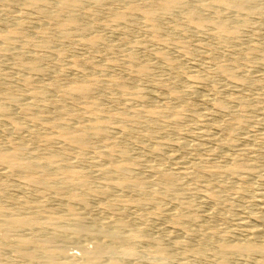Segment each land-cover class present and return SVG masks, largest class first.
<instances>
[{
  "label": "rangeland",
  "instance_id": "1",
  "mask_svg": "<svg viewBox=\"0 0 264 264\" xmlns=\"http://www.w3.org/2000/svg\"><path fill=\"white\" fill-rule=\"evenodd\" d=\"M30 1L8 3L0 0V35L8 37L4 41L0 39V47H12L10 52L2 50L0 53L3 78L0 103H7L9 96L17 99V104L7 113H0V149L6 148L5 142H10V146L20 143L27 147L24 156L37 155L30 158L43 163L48 156L46 152H54L61 144L67 145L70 153L75 148L71 157L66 155L70 160L66 161L64 156L57 162V167L66 166L81 173L87 187L75 190L83 194L88 208L73 204L80 214L77 221L66 209V196L71 187L63 186L60 193L45 191L37 185L31 188L22 181L21 171L15 170L17 173L13 171V176H9L10 173L6 175L7 168L1 165L0 171H6L0 172L3 173L0 182H12L11 187H0V202L12 215L38 212L40 216L32 229L18 230L11 237H43L54 227L65 229L63 235L55 239L54 246L63 248L67 255L80 258L83 243L86 241L83 246L93 252L99 239L84 236L77 239L71 234V228L82 222L98 236L97 232L112 228L110 220L122 216L129 224L126 231L136 230L140 238L135 245L136 254L127 259L118 258L119 264H264L262 251L248 255L220 252V245L224 243L228 246L238 240V243L247 241V233L252 228L264 231V0H253L239 11L218 5V0H181L184 7L168 14L159 8L169 0H106L105 3L80 0L79 9L75 11L79 22L66 30L68 36L60 27L67 12L47 18L48 13L55 12L54 1L49 0L44 3L48 6L39 8ZM192 6H207L202 27L186 19L185 14ZM145 9L158 10L161 14L156 11V20H150L144 17ZM216 16L226 22L227 33L218 30L216 21L219 17L215 19ZM28 64L34 68L26 67ZM144 66L147 68L143 74L140 69ZM28 77L30 84H25ZM82 83L90 85L88 94L79 95L80 98L75 96L77 99L64 94L69 87ZM40 90L47 92L45 96ZM219 101L226 108L216 109ZM68 127L76 134L86 136L87 147L76 148L59 137L61 129L71 130ZM93 127L106 130L97 137L100 142L95 141L96 137L94 139ZM78 149L79 153H76ZM234 157L236 161L241 158L240 162ZM235 162L238 165L229 171ZM113 169L116 172H112ZM58 171H54V179L61 177ZM160 171V177L164 172L174 174L175 186L171 191L162 177L159 178ZM102 174L107 176L104 177L106 180ZM125 175L137 176L144 181L140 182L141 186H128L122 190L113 187L107 195L94 196L100 185L105 188ZM211 187L213 194L208 195ZM38 192H42V198L36 196ZM150 193L153 196L150 197ZM138 197H153L152 204L148 202L146 207L145 204L140 207L132 200ZM21 200L27 202L23 204ZM2 219L4 217H0ZM104 226L111 227L106 229ZM261 236L255 237L256 244L262 243ZM157 246L163 249V256L158 255ZM13 255L8 247L0 244V262L8 259L14 264L25 263Z\"/></svg>",
  "mask_w": 264,
  "mask_h": 264
},
{
  "label": "bare ground",
  "instance_id": "2",
  "mask_svg": "<svg viewBox=\"0 0 264 264\" xmlns=\"http://www.w3.org/2000/svg\"><path fill=\"white\" fill-rule=\"evenodd\" d=\"M5 2H8V3H11L10 1H12V0H4ZM54 1V7H55V9H54V11L55 12H52V13H54V14H52V13H48V14H50V15H48V17L47 18H49L50 16L51 17H57V16H62L63 14V12H67V15H66V19L63 21L64 23L62 24V26H60L61 27V29L63 30V31H65V36H68V35H70L69 33H68V31L66 32V30L68 29V28H70V27H75L76 25H77V23L79 22L78 21V19H79V17H78V19H77V14H76V9H79L78 7L80 6V0H53ZM85 1V0H84ZM87 1V0H86ZM98 1H100L101 3L102 2H104V1H106V0H98ZM121 1H124V0H121ZM129 1V0H128ZM153 1H155V0H153ZM160 1V0H159ZM49 2V0H41V1H36V0H31L30 1V4L31 5H33V6H36V7H40L41 5L43 6L44 5V3H48ZM96 2V1H95ZM100 2H99V4H100ZM132 2H134V1H132ZM151 2H152V0H151ZM186 2V1H185ZM205 2V1H204ZM215 2V1H214ZM253 2V0H218V5H220V6H223L224 8H234V10H237V11H239V10H242V9H244V8H246L248 5H250L251 3ZM88 3V2H87ZM105 3V2H104ZM160 3V2H159ZM216 3V2H215ZM52 4V5H53ZM84 4V3H83ZM95 4H98V3H95ZM134 4V3H133ZM135 4H137L136 2H135ZM204 4V3H203ZM89 5V4H88ZM130 5H132V4H130ZM184 5H185V3H183L181 0L179 1V0H169V1H166V2H163L161 5H160V8H159V10L161 11V12H163V13H167L168 14V12H170V11H173L174 9H177L178 10V8L180 9L181 7H184ZM189 5V4H188ZM194 5V4H193ZM44 6H48V4H45ZM84 6V5H83ZM103 6V5H102ZM134 6H136V5H134ZM139 6V8H140V5H138ZM191 6V5H190ZM202 6V5H201ZM208 6V5H207ZM207 6H205V7H207ZM212 6V5H211ZM214 6H217V5H214ZM149 7V6H148ZM205 7H196V8H193V6L191 7V8H189L188 10H187V8H186V10H187V12H186V14H185V16H186V19H187V21H189V22H191L192 24H194V25H196V26H198V27H202L203 26V18H202V16H203V13H204V11H205ZM42 8H45V7H42ZM83 8V7H82ZM132 8V7H131ZM136 8H138V7H136ZM150 8V7H149ZM219 8V7H218ZM85 9V8H84ZM97 9V8H96ZM112 9V8H111ZM144 9V8H143ZM150 9H152V8H150ZM146 10L145 12H144V14H145V16L144 17H146V18H148V19H150V20H154L155 18H156V16H157V12L156 11H158V10H156V11H154V9L153 10ZM182 9V8H181ZM184 9V8H183ZM220 9H221V7H220ZM81 10V9H80ZM88 10H89V8H88ZM131 10V9H130ZM140 10V9H139ZM214 10V9H213ZM212 10V11H213ZM43 11H45V10H43ZM48 11V10H47ZM76 11V12H75ZM83 11V10H82ZM179 11V10H178ZM220 11V10H219ZM51 12V11H50ZM92 12V11H91ZM159 12V11H158ZM206 12V11H205ZM208 12V11H207ZM236 12V11H235ZM160 13V12H159ZM178 13V12H177ZM214 13H217L216 11L214 12ZM62 14V15H61ZM116 14V13H115ZM118 14V13H117ZM161 14V13H160ZM174 14V13H173ZM207 14V13H206ZM120 15H122L121 13H120ZM124 15V14H123ZM178 15V14H177ZM180 15V14H179ZM220 15V14H219ZM117 16H119V15H117ZM116 16V17H117ZM125 16V15H124ZM215 16V15H214ZM217 17H219V16H216V18L215 19H217ZM123 17H121V19H122ZM159 18V17H158ZM184 19H185V17H183ZM53 19V18H52ZM59 19V18H58ZM61 19V18H60ZM82 19V18H81ZM80 19V20H81ZM120 19V18H119ZM214 19V18H213ZM19 20V19H18ZM17 20V21H18ZM55 20V19H54ZM116 20V19H115ZM156 20V19H155ZM154 20V21H155ZM212 20V19H211ZM5 21V20H4ZM20 21V20H19ZM56 21V20H55ZM58 21V20H57ZM78 21V22H77ZM117 21H119V20H117ZM124 21H125V19H124ZM153 21V22H154ZM186 21V20H185ZM207 21V20H206ZM206 21H204L205 23L204 24H206ZM210 21V20H209ZM227 21V20H226ZM243 21V20H242ZM152 22V21H151ZM152 22V23H153ZM157 22H158V19H157ZM208 22V21H207ZM244 22V21H243ZM48 23V22H47ZM59 23V22H58ZM60 23H61V21H60ZM213 23H214V20H213ZM18 24V23H17ZM23 24V23H22ZM21 24V25H22ZM148 24V23H147ZM156 24V23H155ZM155 24H154V26H155ZM208 24V23H207ZM212 24V23H211ZM216 26L218 27V30L219 31H221V32H226L227 33V31H228V26L226 25V22L225 21H223V20H221V17H219L218 18V20L216 21ZM19 25V24H18ZM25 25V24H24ZM23 25V26H24ZM58 25V24H57ZM152 25V24H151ZM214 25V24H213ZM14 27V26H13ZM59 27V28H60ZM90 27V26H89ZM156 27V26H155ZM154 27V30L156 29ZM19 28H21V27H19ZM23 28V27H22ZM21 28V29H22ZM85 28V27H84ZM159 28V27H158ZM197 28V27H196ZM230 28V27H229ZM61 29H59V30H61ZM76 29V28H75ZM82 29V28H81ZM231 29V28H230ZM13 30V29H12ZM19 30V29H18ZM56 30H58V28L56 29ZM153 30V29H152ZM158 30V29H157ZM21 31V30H20ZM74 31V30H73ZM77 31V30H76ZM85 31V30H84ZM201 31V30H200ZM214 31H216V30H214ZM17 32H19V31H17ZM61 32V31H60ZM71 32V31H70ZM158 32V31H157ZM16 33V32H15ZM64 33V32H63ZM230 33V32H229ZM231 33H232V31H231ZM235 33H236V31H235ZM67 34V35H66ZM228 35H230V34H228ZM233 36H235L234 34H232ZM14 36V35H13ZM224 36V35H223ZM46 37V36H45ZM218 37H220V36H218ZM222 37V36H221ZM62 38V37H61ZM0 39H2L3 41L4 40H7L8 39V37L7 36H4V35H0ZM31 40V39H30ZM29 40V41H30ZM40 40V39H39ZM26 41V40H25ZM34 41V40H33ZM35 42V41H34ZM40 43V42H39ZM15 44V43H14ZM41 44V43H40ZM29 45V44H28ZM48 45H49V43H48ZM16 47V46H15ZM48 49V48H47ZM54 49V48H53ZM2 50H4V51H7V52H10L11 50H12V47H0V53H1V51ZM21 51V50H20ZM38 53V52H37ZM264 53V52H263ZM40 54V53H39ZM36 55V54H35ZM133 56V55H132ZM262 56V55H261ZM4 57V56H3ZM15 58H17V57H15ZM45 58V57H44ZM51 58V57H50ZM132 58V57H131ZM52 59V58H51ZM10 60V59H9ZM47 60V59H46ZM49 60V59H48ZM23 62V61H22ZM262 62V61H261ZM21 63V62H20ZM25 63V62H24ZM24 63H21V64H23V65H25ZM37 66V65H36ZM26 67H28V68H32V66L31 65H29L28 64V66L26 65ZM45 67V66H44ZM43 67V68H44ZM34 68V67H33ZM32 68V69H33ZM51 68V67H50ZM64 68V67H63ZM146 66H144V67H142L141 69H140V72L141 73H145V71H146ZM36 69V68H35ZM46 69V68H45ZM56 69V68H55ZM54 69V70H55ZM58 69H60V68H58ZM17 70V69H16ZM37 70V69H36ZM38 70H39V67H38ZM37 70V71H38ZM42 70V69H41ZM40 70V71H41ZM53 70V69H52ZM62 70V69H61ZM66 70V69H65ZM68 70V69H67ZM37 71H35V72H37ZM63 71V70H62ZM225 71V70H224ZM223 71V72H224ZM45 72H46V70H45ZM226 72V71H225ZM0 73H2V72H0ZM35 74V73H34ZM40 74V73H39ZM233 78H235V79H238V77H236V75H234V74H232V73H229ZM7 75V74H6ZM5 76V75H4ZM36 76V75H35ZM240 78V77H239ZM21 79V78H20ZM25 79V78H24ZM28 79H29V77H28ZM28 79H25L24 81V83L25 84H30V79L28 80ZM55 79V78H54ZM2 80H3V78H1V75H0V87H1V82H2ZM55 81V80H54ZM57 81V80H56ZM156 82H158V81H156ZM49 83H52V82H49ZM55 83V82H54ZM242 83V82H241ZM25 84H23V85H25ZM162 84V83H161ZM243 84V83H242ZM117 85H118V83H117ZM156 85V84H155ZM158 85H160V83L158 84ZM27 86H29V85H27ZM70 86V85H69ZM74 86V85H73ZM235 86V85H234ZM49 87V86H48ZM52 87V86H51ZM50 87V88H51ZM55 87V86H54ZM155 87V86H154ZM25 88H26V90H27V87L25 86ZM53 88V87H52ZM58 88V87H57ZM60 88H62V87H60ZM93 88V87H92ZM192 88V87H191ZM59 89V88H58ZM48 90V89H47ZM93 90V89H92ZM40 91H43V92H41V95H44L45 93H47V92H45L44 90H40ZM51 91V90H50ZM90 92V85H87V83H86V85L85 84H77V86H74V87H69L66 91H65V95L66 96H69L71 99H73L75 96L77 97V96H79V95H81V97H82V95H85V94H88L89 92ZM238 91V90H237ZM88 92V93H87ZM40 94V92L38 93V95ZM62 94V93H61ZM48 95V94H47ZM63 95V94H62ZM159 95V94H158ZM170 95V94H169ZM8 96V95H7ZM45 96V95H44ZM87 96V95H86ZM168 96V95H167ZM241 96V95H240ZM40 97V96H39ZM48 97V96H47ZM55 97V96H54ZM75 97V98H76ZM85 97V96H84ZM234 97V96H233ZM7 98V97H6ZM41 98H43V96H41ZM49 98V97H48ZM61 98H63V97H61ZM60 98V99H61ZM78 98V97H77ZM76 98V99H77ZM79 98H80V96H79ZM170 98V97H169ZM232 98V97H231ZM230 98V99H231ZM32 99V98H31ZM65 99V98H64ZM69 99V98H68ZM172 99V98H171ZM242 99V98H241ZM49 100H50V98H49ZM75 100V99H74ZM165 100H166V97H165ZM8 102L7 103H0V113H7L9 110H10V108L12 107V106H15V104H17V99H15L14 97H10L9 96V98H8V100H7ZM53 102V101H52ZM56 102V101H55ZM62 102V101H61ZM71 102H73L72 100H71ZM152 102V101H151ZM150 102V103H151ZM155 102V101H154ZM207 102V101H206ZM130 103V102H129ZM20 104V103H19ZM61 104V103H60ZM74 104V103H73ZM158 104H160V103H158ZM216 104V103H215ZM21 105V104H20ZM26 105V104H25ZM56 105V104H55ZM55 105H53V106H55ZM63 105H66V104H64L63 103ZM171 105V104H170ZM24 106V105H23ZM58 106V105H57ZM60 106V105H59ZM58 106V107H59ZM61 106H62V104H61ZM127 106V105H126ZM158 106V105H157ZM174 106V105H173ZM217 107H216V109L218 108V109H223V108H226V106H225V104L223 103V102H221V101H219V102H217V105H216ZM16 107H17V105H16ZM63 107V106H62ZM61 107V108H62ZM66 107V106H65ZM158 107H160V106H158ZM13 108V107H12ZM22 108V107H21ZM26 108V107H25ZM176 108V107H175ZM14 110V109H13ZM24 110V109H23ZM60 110H63V109H60ZM68 110V109H67ZM225 110V109H224ZM216 111V110H215ZM227 111V110H226ZM5 115V114H4ZM9 115H10V113H9ZM5 116H7V115H5ZM4 116V117H5ZM8 117V116H7ZM11 117V116H10ZM13 118V117H12ZM35 118V117H34ZM8 119V118H7ZM31 120V119H30ZM33 120V119H32ZM56 120V119H55ZM8 121V120H7ZM10 121H12V123H13V120H10ZM3 123V122H2ZM52 123V122H51ZM55 123V122H54ZM57 123H59V122H57ZM7 124H9V123H7ZM56 124V123H55ZM54 124V125H55ZM63 124V123H62ZM2 125V124H1ZM53 124H52V126H54ZM57 125V127H59L58 126V124H56ZM55 125V126H56ZM61 125V124H60ZM73 125V124H72ZM96 125V124H95ZM8 126V125H7ZM9 126H11V125H9ZM16 126V125H15ZM47 126V125H46ZM75 126H77V125H75ZM75 126H74V128H75ZM79 126V125H78ZM99 126H101V125H99ZM98 126V127H99ZM1 127V126H0ZM14 127V126H13ZM63 127V126H62ZM81 127V126H80ZM83 127V126H82ZM89 127V126H88ZM98 127H93L94 129H95V131H94V139H95V137L97 138L98 136L100 137L101 135H103L104 134V132L103 131H106V130H104L103 129V131L99 128L98 129ZM222 127V126H221ZM12 128V127H11ZM16 127H14V129H15ZM56 128V127H55ZM85 128H86V126H85ZM84 127H83V129H85ZM90 129H91V127H89ZM50 129V128H49ZM67 129H71V128H67ZM76 129V128H75ZM89 129V130H90ZM106 129V128H105ZM219 129V128H218ZM10 130V129H9ZM11 131V130H10ZM60 131V130H59ZM61 133H60V136L59 137H61V139L63 138L64 140H67V141H69V142H71V143H73L74 144V146L76 147V148H83V147H85L86 145H87V139H86V136H84V135H82V134H76L75 133V131H73L72 129L71 130H65V131H63L62 129H61ZM86 131H87V129H86ZM85 131V132H86ZM93 131V130H92ZM109 131V130H108ZM126 131V130H125ZM1 132H2V130H1ZM123 132V131H122ZM127 132V131H126ZM47 133H49V132H47ZM83 133V132H82ZM108 133V132H107ZM217 134V133H216ZM33 135H35V134H33ZM52 135V134H51ZM106 135V134H105ZM108 135H109V133H108ZM208 135V134H207ZM38 136V135H37ZM55 136H58V134L57 135H55ZM218 136V135H217ZM247 136V135H246ZM249 136V135H248ZM253 136V135H252ZM105 137V136H104ZM107 137V136H106ZM201 137V136H200ZM263 137H264V135H263ZM31 138V137H30ZM56 138V137H55ZM90 138V137H89ZM34 139V138H33ZM46 139V138H45ZM48 139V138H47ZM46 139V140H47ZM58 139V138H57ZM60 139V140H61ZM62 139V140H63ZM99 138H97V139H95V141H97ZM116 139V138H115ZM202 139V138H201ZM209 139V138H208ZM211 139V138H210ZM214 139V138H213ZM216 139V138H215ZM250 139V138H249ZM259 139V138H258ZM264 139V138H263ZM6 140V139H5ZM9 140V139H8ZM49 141H51V139H48ZM93 140V139H92ZM118 140V139H117ZM11 141V140H10ZM32 141V140H31ZM43 141V140H42ZM54 141V140H53ZM57 141V140H56ZM56 141H54V142H56ZM99 142H100V140H98ZM195 141V140H194ZM61 142H63V141H61ZM61 142L59 143V145L61 144ZM192 142V141H191ZM217 142V141H216ZM226 142V141H225ZM229 142V141H228ZM10 143V142H9ZM8 142L6 143L5 142V144H9ZM37 143V142H36ZM58 143V142H57ZM64 143V142H63ZM90 143H91V141H90ZM90 143H88L89 145H90ZM96 143V142H95ZM201 143V142H200ZM220 143V142H219ZM30 144V143H29ZM187 144V143H186ZM221 144V143H220ZM225 144V143H224ZM6 145V148L4 147V148H1L0 149V166L2 165L3 167H6L7 168V173H6V175L8 174V173H10L9 174V176L10 175H12V172L13 171H15V170H18V171H21L20 173H22V175H23V182L25 183V184H30L31 186V188H32V185H37V186H40L42 189H44L45 191H50V192H58L60 189H62L63 188V186L65 187V188H67V186H69V188H70V190H69V193H68V197L66 196V198H67V204H66V209H67V211H68V213H71V214H73L74 215V218H75V220H77L78 221V216L77 215H80V214H78L77 213V211H75L76 209H74V206H73V204L74 205H76L75 203H77V204H82V206H85V207H87V201H86V199H85V197L83 196V194H80V192H76V190L75 189H81V190H83V188H85V187H87V185H86V182H85V180L84 179H82V175H81V173L80 172H77L75 169H74V171H72V170H70L68 167H66L65 166V164H63L65 167H57V162L58 161H61L62 160V158H64V156H66L67 154H69V156L68 157H71L72 156V152H73V150L75 149H73L72 150V152L70 153L69 151H68V149L66 148V146L64 147L63 146V144H61L60 145V147H58V148H56L55 149V151L54 152H51V151H47L46 153L48 154V156L42 161L43 163H38V162H36V161H34L33 159H31L30 158V156H31V153H29L30 155H29V157H26V156H24V152H25V150L27 149V147L26 146H24V145H21L20 143H17V144H12L11 146H10V144H9V147ZM58 145V144H57ZM104 145V144H103ZM203 145V144H202ZM202 145H201V147H202ZM237 145V144H236ZM5 146V145H4ZM70 146V145H69ZM196 146V145H195ZM36 147V146H35ZM87 147V146H86ZM93 147V146H92ZM172 147V146H171ZM198 147V146H197ZM220 147V146H219ZM190 148V147H189ZM199 148V147H198ZM211 148H213V147H211ZM70 149H72V147L70 148ZM69 149V150H70ZM159 149V148H158ZM182 149V148H181ZM247 149V148H246ZM245 149V150H246ZM35 150V149H34ZM38 150V149H37ZM36 150V151H37ZM153 150H155V149H153ZM208 150V149H207ZM217 150H218V147H217ZM220 150V149H219ZM71 151V150H70ZM79 153V149H78V151H76V153ZM156 152V151H155ZM177 152V151H176ZM216 152V151H215ZM218 152V151H217ZM38 153V152H37ZM39 153H40V151H39ZM38 153V154H39ZM74 153V152H73ZM99 153V152H98ZM33 154H34V152H33ZM70 154H71V156H70ZM82 154V153H81ZM97 154V153H96ZM101 154V153H100ZM100 154H98V156L100 155ZM241 154H243V153H241ZM77 155V154H76ZM102 155H104V154H102ZM170 155V154H169ZM206 155V154H205ZM238 155V154H237ZM262 155V154H261ZM34 156H37V155H34ZM33 156V157H34ZM45 156V155H44ZM107 156V155H106ZM109 156H110V154H109ZM234 156V155H233ZM32 157V156H31ZM32 157V158H33ZM39 157V156H38ZM67 157V156H66ZM66 158V161H67V159L68 160H70L69 158ZM94 157V156H93ZM92 157V158H93ZM95 157H96V155H95ZM103 157H105V155L103 156ZM108 157V156H107ZM127 157V156H126ZM236 157V156H235ZM235 157H234V160H235ZM238 157V156H237ZM236 157V158H237ZM261 157V156H260ZM40 158V157H39ZM123 158V157H122ZM209 158H211V157H209ZM229 158V157H228ZM240 158V157H239ZM36 159H38V158H36ZM96 160H97V158H95ZM110 159V158H109ZM233 159V158H232ZM241 159V158H240ZM239 159V160H240ZM40 160H42V158L40 159ZM101 161H103L102 159H100ZM111 160V159H110ZM126 160V159H125ZM208 160V159H207ZM225 160V159H224ZM231 160V159H230ZM238 160V161H239ZM64 161V160H63ZM93 161H94V159H93ZM104 161H106V160H104ZM137 161V160H136ZM206 161V160H205ZM204 161V162H205ZM236 161V160H235ZM238 161H236V162H238ZM69 162H71V161H69ZM68 162V163H69ZM91 162V161H90ZM99 162V161H98ZM108 162V161H107ZM114 162V161H113ZM137 162H139V161H137ZM203 162V161H202ZM236 162H235V164H232L233 166L232 167H227L228 169H229V171L230 170H234V168H235V166H237L238 164H236ZM240 162V161H239ZM60 163V162H59ZM95 163V162H94ZM125 163V162H124ZM151 163V162H150ZM231 163V162H230ZM120 164V163H119ZM158 164H160V163H158ZM61 166H62V164H60ZM90 165V164H89ZM106 165V164H105ZM108 165H110V164H108ZM124 165V164H123ZM148 165H149V163H148ZM153 165V164H152ZM151 165V167H152V169L154 168V166H152ZM161 165V164H160ZM159 165V166H160ZM188 165V164H187ZM186 165V166H187ZM195 165V164H194ZM197 165H199L198 163H197ZM203 165V164H202ZM230 165V164H229ZM68 166V165H67ZM72 165H70V167H71ZM88 166V165H87ZM95 166V165H94ZM107 166V165H106ZM106 166H105V169H106ZM111 166V165H110ZM170 166V165H169ZM185 166V167H186ZM124 167V166H123ZM148 167H150V166H148ZM150 167V168H151ZM104 168V167H103ZM112 168V167H111ZM157 168V167H156ZM155 168V169H156ZM170 168V167H169ZM193 168V167H192ZM195 168V167H194ZM193 168V169H194ZM200 168V167H199ZM160 169H162V168H159L158 170H160ZM167 169V168H166ZM175 169V168H174ZM57 170H59L58 172H60L59 174H60V176L62 177H60V178H58L59 176H57L55 179L53 178V175H54V171H56L57 172ZM98 170V169H97ZM110 170V169H109ZM108 170V172H110ZM117 170V169H116ZM119 171H120V169H118ZM123 170V169H122ZM121 170V171H122ZM163 171H164V168L162 169ZM195 170V169H194ZM204 170V169H203ZM4 171H6V169L4 170ZM4 171H0V172H4ZM96 171V170H95ZM100 171H101V169H100ZM103 171V170H102ZM106 171V170H105ZM112 171V170H111ZM151 171V170H150ZM153 171V170H152ZM151 171V172H152ZM178 171V170H177ZM184 171V170H183ZM190 171V170H189ZM192 171V170H191ZM208 172H209V170H207ZM16 172V171H15ZM86 172V171H85ZM107 172V171H106ZM112 172H116V171H114V169H113V171ZM155 172V171H154ZM153 172V173H154ZM181 172V171H180ZM180 172H178L179 174H180ZM206 172V171H205ZM210 172H211V170H210ZM214 172V171H213ZM17 173V172H16ZM20 173H18V174H20ZM96 173V172H95ZM102 173V172H101ZM101 173H100V175H101ZM111 173V172H110ZM160 174L158 175L159 176V178H161L162 177V180H163V182L165 183V185H166V188H168L169 189V191H171L172 190V188L175 186V184H174V182L172 181V176L174 175V174H172V173H169V172H164L163 174H162V176L160 177V175H161V171L159 172ZM175 173V172H174ZM177 173V174H178ZM182 173H185V172H182ZM181 173V174H182ZM207 173V172H206ZM1 174H3V173H1ZM0 174V175H1ZM58 174V175H59ZM92 174V173H91ZM106 174V173H105ZM105 174H102V176H103V178L104 177H107V176H105ZM114 174V173H113ZM119 174H121V173H119ZM124 174H125V172H124ZM155 174V173H154ZM175 175V177L176 176H178V175ZM190 174V173H189ZM192 174V173H191ZM4 175H5V173H4ZM5 175V176H6ZM17 175V174H16ZM21 175V176H22ZM56 175V174H55ZM115 175V174H114ZM151 175V174H150ZM157 175V174H156ZM3 176V175H2ZM13 176V175H12ZM15 176V175H14ZM19 176V175H18ZM17 176V177H18ZM20 176V177H21ZM75 176H76V178H75ZM109 176H111V175H109ZM186 176V175H185ZM190 176V175H189ZM194 176V175H193ZM202 176H204V173H203V175ZM201 176V177H202ZM80 177V178H79ZM115 177H118V176H116L115 175ZM157 177V176H156ZM155 177V178H156ZM174 177V176H173ZM200 177V178H201ZM3 178V177H2ZM13 178V177H12ZM15 178V177H14ZM109 178V177H108ZM120 178V177H119ZM178 178H179V176H178ZM191 178V177H190ZM189 178V179H190ZM199 178V179H200ZM7 179H8V177H7ZM57 179H60L59 181L60 182H56L55 180H57ZM156 179H158V178H156ZM196 179H197V177H196ZM3 180V179H2ZM10 180V179H9ZM104 180H106L105 178H104ZM110 180H112V179H110ZM114 180V179H113ZM148 180V179H147ZM160 180V179H159ZM161 180V181H162ZM194 180H195V177H194ZM19 181H21V180H19ZM141 181H144V180H142V179H140V178H138L137 176H127V175H125V176H121V178L120 179H115L114 180V182H112L113 184L111 185V184H109V185H107L105 188L103 187V188H101V186H103V185H100V189L99 190H96L95 191V194H94V196H97V194L99 195V194H106V193H108L109 191H110V189L111 188H113V187H119L118 188V190L120 189V190H122V189H125V187H128V186H141V184H140V182ZM149 181V180H148ZM150 181H152V180H150ZM2 182V181H1ZM0 182V183H1ZM3 182L5 183V180H3ZM2 182V185H0V187L2 186L3 187V185L5 186V188H6V186H8L12 181H10V183H8L9 181H7L6 182V184H4ZM23 183V184H24ZM61 183V185H59ZM15 184H17V183H15ZM19 184V183H18ZM13 185V184H12ZM114 185V186H113ZM10 187H11V185H9ZM15 186V185H14ZM17 186H21V185H17ZM208 186V185H207ZM206 186V188H208ZM34 187V186H33ZM35 188H37L36 186L34 187V190H36ZM99 188V187H98ZM122 188V189H121ZM130 188V187H129ZM165 188V189H166ZM244 188V187H243ZM91 189V188H90ZM96 189V188H95ZM94 189V190H95ZM204 189V188H203ZM29 190H31L30 188H29ZM112 190V189H111ZM113 190H115V189H113ZM128 189H126V191H127ZM205 190V189H204ZM208 190V189H207ZM211 194L209 193L208 195H212L213 194V192H212V190L214 191V189L211 187ZM0 191H2V189L0 190ZM32 191V190H31ZM30 191V192H31ZM61 191V190H60ZM60 191H59V193H60ZM63 191H65V190H63ZM68 191V190H67ZM93 191V190H92ZM116 191H117V189H116ZM125 191V192H126ZM167 191V190H166ZM209 191V190H208ZM216 191V190H215ZM36 192V191H35ZM62 192V191H61ZM112 192V191H111ZM111 192H109V193H111ZM124 192V193H125ZM210 192V191H209ZM31 193H33V191L31 192ZM42 193V192H41ZM41 193L39 194V192H38V194L36 195V196H40L41 195ZM46 193V192H45ZM48 193V192H47ZM58 193V194H59ZM63 193H65L66 194V192H63ZM116 193V192H115ZM118 193V192H117ZM256 193V192H255ZM50 194V193H49ZM57 194V195H58ZM119 194V193H118ZM121 194H123V193H121ZM151 194V193H150ZM204 194H206V193H204ZM35 194L33 193V196H34ZM61 196H62V194H60ZM60 195H58V196H60ZM107 195V194H106ZM111 195V194H110ZM113 195H115V194H113ZM261 195V194H260ZM259 195V196H260ZM46 196H48V195H46ZM50 196V195H49ZM56 196V195H55ZM65 196V195H64ZM151 196H153V194H151L150 195V197ZM41 197V196H40ZM39 197V199H41ZM115 197V196H114ZM117 197V196H116ZM115 197V199H117ZM119 197V196H118ZM121 197V196H120ZM16 198H17V196H16ZM19 198H20V196H19ZM44 198V197H43ZM55 199L56 198H60V197H54ZM153 198V197H152ZM151 198V199H152ZM18 199V198H17ZM22 199V198H21ZM151 199H149V198H140V197H138V198H136V200H134V199H132L133 201H135L138 205L140 204V207H142V206H144V204H145V207H146V204H148V202H150V204H152L151 203ZM156 198H154V200H155ZM59 200V199H58ZM63 200V199H62ZM124 200H126V199H124ZM41 201V200H40ZM43 201H45V200H43ZM11 201H9V203H10ZM21 202H24L23 204H25L27 201H23V200H21ZM130 202V201H129ZM153 202V201H152ZM122 203V202H121ZM134 203V202H133ZM154 203V202H153ZM10 204H12V202L10 203ZM124 204V203H123ZM135 205V203L133 204L134 206H138V205ZM9 205V204H8ZM130 205H131V202H130ZM132 205V206H133ZM142 205V206H141ZM129 206V205H128ZM263 206V205H262ZM139 207V206H138ZM76 208V207H75ZM88 208V207H87ZM105 208H107L106 206H105ZM123 208H125V207H123ZM65 209V210H66ZM125 210V209H124ZM66 211V212H67ZM262 211V210H261ZM119 212H122V211H119ZM119 214V213H118ZM121 215L123 214V216H124V213H120ZM75 215H76V217H75ZM115 215H116V213H115ZM114 215V216H115ZM120 215V216H121ZM112 216V215H111ZM119 216V215H118ZM117 215H116V217H118ZM0 217H4V219H2V220H0V244L1 245H3V247H8L9 249H10V251H12L13 252V256H15L16 258L17 257H19V258H21L22 260H24L25 261V263L24 264H119V263H121L120 261H118V258H120V257H122V258H130V257H133L135 254H136V243H137V240H139V238H140V235H139V233L135 230H133V229H131V230H133V231H126V229L128 228V225L129 224H127L124 220H123V217L121 216V218H119V219H115V220H110V222L112 223V228H110L111 226H107V227H109L110 229L109 230H104L103 232H97V233H99L98 234V236H96L95 235V233L90 229V227H87V226H84V224H82V222H81V225H79L80 224V222L75 226V227H73V228H71L72 230H71V234H73V236H75V237H77V239L80 237V240H81V236H84V237H86V238H89V239H94V238H96V237H98V239H99V241H96L97 242V244H96V249L93 251V252H90V251H88L89 249H86V245L85 246H83L84 245V243L86 242L85 240V242L83 243V241H82V243H83V245H82V256L80 257V258H78L77 256L75 257V255L73 256V255H67L66 254V252L64 251V249L63 248H61V247H56V246H54V241H55V239H57L59 236H62L63 234H62V232L65 230H61V229H58L57 227H54V228H52L51 229V231H49L48 233H46V234H44V236L43 237H35V238H33V236H29V237H25V236H16V237H14V238H12L11 236L12 235H14L15 234V232L16 231H18V230H21V229H32V227L35 225V224H37V221L40 219V216H39V214H38V212H35V213H33V214H24V215H12L11 213H10V211H9V209L7 208V207H4V205L0 202ZM80 217V216H79ZM116 217H114V218H116ZM80 219L81 218H79V221H80ZM113 219V218H112ZM82 221V220H81ZM107 221V220H106ZM75 222V221H74ZM75 223H77V222H75ZM108 223V222H107ZM107 223H104V225L105 224H107ZM74 224V223H73ZM83 225V226H82ZM97 225H99V224H97ZM107 225H109V224H107ZM100 226V225H99ZM105 227V226H104ZM107 227H105L106 229H108ZM247 229V228H246ZM250 229V227L248 228V230ZM126 231V232H125ZM96 232V231H95ZM244 232H246L245 230H244ZM247 233V232H246ZM62 234V235H61ZM245 234V233H244ZM249 236H248V238H249V240H248V238H247V241L245 242L244 241V243H238V241H237V243H235V244H232V245H228V246H226L225 244L226 243H224V245L222 246V245H220L219 247H220V252L221 253H230V252H238V253H246L247 255H248V253L250 254V253H254V252H257V251H262V252H264V237H262L261 235H264V231L262 230V229H254V228H252V230H250L248 233H247ZM258 235H259V237L261 236L262 237V243L261 244H256L257 242H256V238L255 237H258ZM73 236H71V237H73ZM83 238V237H82ZM62 239H64V238H62ZM73 239V238H72ZM61 240V239H60ZM261 240H260V242H261ZM93 241V240H92ZM243 241V240H242ZM241 241V242H242ZM91 242V241H90ZM94 242V241H93ZM88 244V243H87ZM222 244V243H221ZM227 248H226V247ZM157 251H158V255H160V256H163L164 255V252H162V250H161V248L160 247H158L157 246ZM228 251V252H227ZM225 253V254H226ZM38 257H41V258H38ZM161 259H162V257H160ZM164 258V257H163ZM164 259H166V258H164ZM132 260V259H131ZM0 264H14V262L12 261V260H8L7 259V261H5V262H0Z\"/></svg>",
  "mask_w": 264,
  "mask_h": 264
}]
</instances>
